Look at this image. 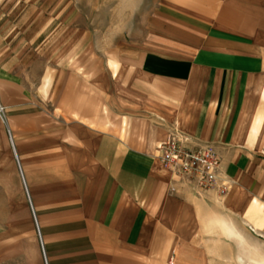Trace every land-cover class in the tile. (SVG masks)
Returning <instances> with one entry per match:
<instances>
[{"label": "crops", "instance_id": "0c3cea01", "mask_svg": "<svg viewBox=\"0 0 264 264\" xmlns=\"http://www.w3.org/2000/svg\"><path fill=\"white\" fill-rule=\"evenodd\" d=\"M35 41L0 39V264H46L31 204L47 264H217L264 236V0H159L32 88ZM174 132L214 146L225 194L165 168Z\"/></svg>", "mask_w": 264, "mask_h": 264}, {"label": "rangeland", "instance_id": "374dc122", "mask_svg": "<svg viewBox=\"0 0 264 264\" xmlns=\"http://www.w3.org/2000/svg\"><path fill=\"white\" fill-rule=\"evenodd\" d=\"M158 1L0 0V39H37L33 48L38 58L28 64L32 70L27 71V84L41 87L47 71L51 76L57 70H79V64L93 63L95 53L106 58L112 42L138 37L143 20ZM81 39L87 43L78 47ZM79 55H83L80 60ZM39 98L42 105L52 103L51 96ZM231 243L227 260L217 264H264V236Z\"/></svg>", "mask_w": 264, "mask_h": 264}, {"label": "built area", "instance_id": "2783aa9c", "mask_svg": "<svg viewBox=\"0 0 264 264\" xmlns=\"http://www.w3.org/2000/svg\"><path fill=\"white\" fill-rule=\"evenodd\" d=\"M0 117L7 122L5 107L1 102ZM11 144L14 147L12 137ZM157 150L160 161L168 171L179 178L194 182L200 190H215L223 195L230 188L231 182L222 176V159L211 143L201 142L188 135L174 132L159 143ZM16 159L22 175L19 160L17 157ZM173 191H176V189H173ZM31 209L43 248L45 263L47 264L40 228L32 204Z\"/></svg>", "mask_w": 264, "mask_h": 264}]
</instances>
